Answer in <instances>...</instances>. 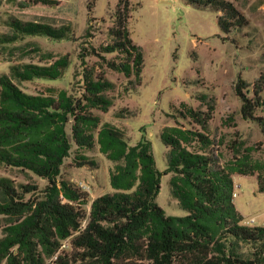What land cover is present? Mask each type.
<instances>
[{
    "label": "trees",
    "instance_id": "16d2710c",
    "mask_svg": "<svg viewBox=\"0 0 264 264\" xmlns=\"http://www.w3.org/2000/svg\"><path fill=\"white\" fill-rule=\"evenodd\" d=\"M187 1L218 11L223 33L247 23L232 0ZM130 12L131 1L118 0L109 30L112 41L91 49L102 62L87 64L88 48L81 52L79 94L63 88L31 94L19 86L34 78H60L70 65L69 54L52 59L46 53L51 60L46 64L20 62L0 74V164L47 181L41 188L0 175V264H264V226L243 223L233 179L235 174L255 176L257 191L264 193V158L243 141H216L211 133L213 98L201 93L197 107L181 102L178 111L187 123L163 128L164 171L157 167L148 138L130 144L122 128L103 121L102 113L114 105L111 92L116 87L107 70L141 83L144 54L131 37ZM7 23L11 32L0 33V45L26 35L59 39L68 33L66 26L14 16ZM235 93L241 117L256 123L264 136V72L252 84L239 75ZM233 122L230 116L227 125ZM224 145L232 156L221 162L217 151ZM73 147L80 166L89 161L85 151L97 147L114 162L113 190L95 197L88 210L87 192L60 177ZM168 174L171 195L184 215L167 214L157 201L162 176ZM64 241L67 247L62 248Z\"/></svg>",
    "mask_w": 264,
    "mask_h": 264
},
{
    "label": "rangeland",
    "instance_id": "374dc122",
    "mask_svg": "<svg viewBox=\"0 0 264 264\" xmlns=\"http://www.w3.org/2000/svg\"><path fill=\"white\" fill-rule=\"evenodd\" d=\"M55 4H35L33 0H0V33H10L7 20H23L68 27L64 38L44 35H26L15 42L0 45V74L8 73L10 66L20 62L46 64L52 59L69 54L70 65L58 79L34 78L19 82L31 94H50L59 89L79 94L83 69L81 52L88 48L87 64L102 60L91 53L92 47L112 41L110 28L118 0H55ZM131 16L128 28L131 37L144 54L141 83L122 72L107 70L116 83L111 94L114 105L102 113L109 121L125 131L130 144L145 136L152 142L157 167L167 166V148L161 132L167 125L186 124L179 114L181 102L199 106L201 93L215 100V115L211 122L212 136L225 144L234 139L251 146L256 157L264 158V136L256 123L244 120L239 108L241 101L235 93L238 76L252 84L264 72V0H232L244 14L247 23L230 34L223 33L218 25V11L212 7H198L187 0H130ZM91 2L92 10L89 8ZM94 2V3H92ZM114 57V55H108ZM234 122L228 126V118ZM80 152V151H79ZM73 147L65 159L61 178L78 184H89L88 203L102 194L111 192L110 170L114 162L102 154L98 147L85 151L89 156L86 165L80 166ZM221 162L231 158L226 146L219 147ZM0 175L9 176L18 183H36L43 188L47 181L31 171L0 164ZM163 175L158 203L167 214L184 215L176 198L171 195L169 178ZM235 202L244 215L243 223L256 217L252 225L263 224L264 193L257 191V180L252 175L235 174ZM78 186V185H77ZM29 196V195H28ZM4 219L0 216V236ZM85 222V221H84ZM251 223V222H250ZM67 247L64 241L62 248ZM55 259V258H53Z\"/></svg>",
    "mask_w": 264,
    "mask_h": 264
},
{
    "label": "built area",
    "instance_id": "2783aa9c",
    "mask_svg": "<svg viewBox=\"0 0 264 264\" xmlns=\"http://www.w3.org/2000/svg\"><path fill=\"white\" fill-rule=\"evenodd\" d=\"M77 185H78V187H80L84 191H89L90 190L89 184L87 182H85V181H79ZM236 196H237V193L234 192V197H236ZM255 221H256L255 218H251L249 220V222H251V223H254ZM54 258H57V255H55Z\"/></svg>",
    "mask_w": 264,
    "mask_h": 264
},
{
    "label": "crops",
    "instance_id": "0c3cea01",
    "mask_svg": "<svg viewBox=\"0 0 264 264\" xmlns=\"http://www.w3.org/2000/svg\"><path fill=\"white\" fill-rule=\"evenodd\" d=\"M234 179V178H233ZM234 185L236 186V184H235V180H234ZM235 192H236V190H235ZM235 204H236V202H235ZM236 207H237V209L239 210V208H238V206H237V204H236ZM240 211V210H239ZM240 213L242 214V212L240 211ZM244 216V215H243ZM262 217V216H264V212H261L260 214H259V217ZM251 218H255V220H256V217H251ZM262 220H263V224H257V225H262V226H264V217L262 218ZM245 224H248V225H252V223H250L249 221H246V223Z\"/></svg>",
    "mask_w": 264,
    "mask_h": 264
}]
</instances>
